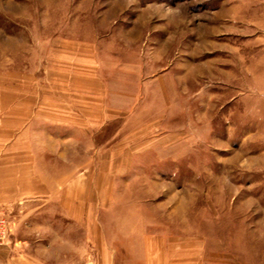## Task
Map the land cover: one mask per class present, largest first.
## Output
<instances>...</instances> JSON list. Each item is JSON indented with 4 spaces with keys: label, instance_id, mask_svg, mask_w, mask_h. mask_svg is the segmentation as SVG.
Listing matches in <instances>:
<instances>
[{
    "label": "rangeland",
    "instance_id": "1",
    "mask_svg": "<svg viewBox=\"0 0 264 264\" xmlns=\"http://www.w3.org/2000/svg\"><path fill=\"white\" fill-rule=\"evenodd\" d=\"M78 56L106 101L87 136L52 109ZM19 96L18 127L45 148L24 162L4 148ZM3 135L2 264H147L156 250L264 264V0H0ZM77 137L91 149L81 160L69 150ZM66 177L82 212L72 224L41 199Z\"/></svg>",
    "mask_w": 264,
    "mask_h": 264
},
{
    "label": "crops",
    "instance_id": "2",
    "mask_svg": "<svg viewBox=\"0 0 264 264\" xmlns=\"http://www.w3.org/2000/svg\"><path fill=\"white\" fill-rule=\"evenodd\" d=\"M75 60V59H74ZM83 58H80L79 56L76 58V61L78 62H70L66 66L64 71L70 72L71 74L69 76L63 79H59L54 84L53 87L56 88L57 95L55 98H53L56 102V105L52 106V109L57 113V116L66 119L67 123L71 125L74 129L73 135H82L87 136L89 133V129L91 126L95 127L101 124V122L104 120V118L107 115V110L105 106V98L103 94L101 93L100 87L92 86L91 82V65L88 62L82 61ZM86 60V59H85ZM7 96H4V103H9L5 100ZM27 96L21 97L19 96V113L17 116L18 120H15L13 122L10 121H4V128L7 130H12L15 132L13 135L16 134V138L14 139L9 138V135H3L0 137V145L2 141L9 138V141L6 145H4V148H9V151L17 153V156L20 160H23V162L26 160V157L30 151H38V150H44V146L42 145H35V149H31V144L27 142V131L26 129H22L21 127H18L20 120L22 117L26 116V112H24V107H26L27 102ZM40 101V108L45 107L42 105V102H44V98L41 97ZM48 99V98H47ZM52 99V98H51ZM52 99V100H53ZM53 100V101H54ZM20 105H25L23 107H20ZM5 106V105H4ZM9 107V106H8ZM10 108V107H9ZM12 134V133H11ZM14 139V140H13ZM85 138L79 139L77 137L76 139H73V142L71 145H69V150L73 153V159L75 152L78 153V156L81 160L83 157H85V151L90 152L91 149L89 146L85 145ZM63 150V149H62ZM59 151V153L54 157L56 160L60 157L61 159H64L63 151ZM100 146L98 148V151H100ZM65 151V149H64ZM84 152V153H83ZM82 153V154H81ZM83 155V157H82ZM82 157V158H81ZM44 157L41 154V159ZM44 160V159H43ZM76 162L74 164H67V168H69L70 165H78V166H84L83 162ZM74 161V160H71ZM22 162V163H23ZM70 162V161H68ZM26 166V165H24ZM20 169V168H19ZM70 169H66L67 176L69 174ZM12 170L10 169H0V184H3L4 182L2 179L6 176L10 175V172ZM20 174H27L28 170L24 171L23 169L20 170ZM64 173V172H62ZM69 177V176H68ZM66 177L62 182L65 184H69L67 187H64V189L60 190H51V192L46 197H42L41 199H49L51 200L56 199V201L51 203V217L54 216L57 219L59 218L58 215L65 216L68 221V223L71 222V224L74 222L75 214L80 212L79 210L76 211V199L78 198V195L76 196L73 189H75V180H69V178ZM81 182L83 180H80ZM1 198V197H0ZM5 211H7L5 209ZM10 214V212H8ZM82 213V212H80ZM55 220V219H54ZM70 220V222H69ZM52 222V221H51ZM7 246V247H6ZM8 244L4 246H0V249L8 248ZM10 247V246H9ZM159 251L156 250L154 254V259L152 261H148L147 264H192L190 261L186 260H161ZM166 260V261H165ZM165 261V262H164ZM23 261L21 260L20 256H6L4 258L3 264H21ZM2 264V263H0Z\"/></svg>",
    "mask_w": 264,
    "mask_h": 264
},
{
    "label": "built area",
    "instance_id": "3",
    "mask_svg": "<svg viewBox=\"0 0 264 264\" xmlns=\"http://www.w3.org/2000/svg\"><path fill=\"white\" fill-rule=\"evenodd\" d=\"M9 216L7 211L0 208V246L7 245L11 241L12 226Z\"/></svg>",
    "mask_w": 264,
    "mask_h": 264
}]
</instances>
